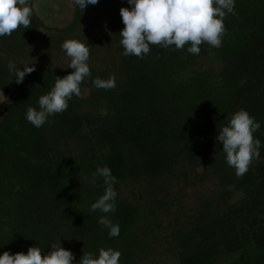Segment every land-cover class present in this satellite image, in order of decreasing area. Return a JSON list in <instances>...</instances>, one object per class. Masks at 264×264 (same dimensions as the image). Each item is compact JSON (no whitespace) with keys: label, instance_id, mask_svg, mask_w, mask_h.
Instances as JSON below:
<instances>
[{"label":"trees","instance_id":"1","mask_svg":"<svg viewBox=\"0 0 264 264\" xmlns=\"http://www.w3.org/2000/svg\"><path fill=\"white\" fill-rule=\"evenodd\" d=\"M32 2L29 0V4ZM113 2L119 0H99L100 4ZM119 4L130 6L124 1ZM90 7L82 10L77 5L75 22L61 32H72ZM234 12L224 18L222 46L212 48L211 53L207 43L200 46L199 55L187 52L190 44L180 50L175 45H150L143 59L123 56L124 68L119 76L110 69L99 73L90 67L91 76L80 85L81 91L85 85L94 88L90 96L73 95L68 109L50 115L40 128L27 121L28 107L39 110V97L51 91L56 76L74 70L35 68L23 83L15 82L8 67L13 55L30 42L47 38L44 31H39L44 24L34 10L30 28L21 26L11 36L0 37V52L8 57L5 60L0 56V90L10 99L0 111V203L9 218L13 255L23 248L27 253L29 243L39 244L41 240L52 250L51 241L45 237L46 231L54 230L52 225L47 227L57 217L55 209L69 228L73 264H79L84 252L98 257L102 247L119 250V264H135V229L144 214L138 204L121 197L120 184L142 176L160 181L181 161L193 167L204 157L201 144L212 143L220 128L240 109L260 123L253 135L261 141L259 151L264 157V0H235ZM206 54L222 59L224 64L218 70H195L198 59ZM19 65L15 64L21 69ZM110 74H115V88L94 86L97 77L106 80ZM89 104H103L107 110L95 119L86 110ZM69 137L87 140L91 146L83 155L72 156L60 142ZM216 145L214 155L220 157L213 156L210 164L216 165L225 187L221 199L225 202L230 196L229 184L245 189L248 196L238 204L225 205L220 213L207 208L193 233L181 236L182 251L176 264H216L229 251H238L239 255L227 264H264V161L257 165V177L247 172L237 178L227 164L223 146ZM105 165L117 178L114 188L118 193L115 212L107 214L91 211L106 187L101 176H96L93 185V176L97 167ZM82 171L91 177L90 183L84 180ZM160 204L155 199L149 207ZM105 215L120 225L119 236L110 237L109 230L99 223ZM5 236V232L0 235V243Z\"/></svg>","mask_w":264,"mask_h":264},{"label":"rangeland","instance_id":"2","mask_svg":"<svg viewBox=\"0 0 264 264\" xmlns=\"http://www.w3.org/2000/svg\"><path fill=\"white\" fill-rule=\"evenodd\" d=\"M32 1L29 5L44 24L39 31H44L46 33L44 36L47 38L44 41L38 39L36 42H30L27 48L13 55V62L20 64L19 68L23 69L24 65H28L34 66V68L71 69L68 68L71 58L63 50L62 44L67 39H77L90 46L89 67H93L99 73L110 69L111 73L115 71L117 76L120 75V69L124 68L121 65L124 49L120 43L119 34L125 25L120 15L123 5H120L119 2L124 1L128 4L127 0H119V2L108 5L99 2V4L92 5L87 8L83 18L75 24L74 30L66 33L61 32V29L69 27L76 19L77 5L74 0ZM57 5L60 8L59 12L54 11V7ZM126 7L131 9L132 5H126ZM0 56L5 60L8 59L4 51L0 52ZM223 64L222 59H215L211 54H206L198 59L194 69L218 70ZM93 89L90 86H83L82 97L88 98ZM9 100V97L0 90V111L4 109ZM86 110L96 119L107 110V107L103 104L99 107H92L89 104ZM99 122L96 121V123ZM87 134L91 136V133ZM217 136L211 139L212 143L204 141L201 144L204 157L200 158V161L193 167L186 161H181L179 165L175 166L174 171L161 177L160 181H149L147 177L142 176L138 180L127 179L120 184L121 197L124 196L138 204L144 214V219L135 229L137 235V244L134 245L135 264H176L182 251L181 236L193 233L196 224L202 223L203 216L206 215L203 212L207 208L211 210V213H220L225 209V205L238 204L240 200L248 196V191L245 189L238 190L234 184H229L230 196L225 202L221 199V193L225 187L215 170L216 165L211 166L210 164L214 157H220L214 155L215 147L218 145L216 143L223 146L222 142L217 141ZM60 142L64 151L72 156L83 155L86 148L91 146L87 144V140L75 137L60 140ZM92 145L96 146L95 142ZM263 161L264 157L261 155L258 159H254L248 172L257 177V165ZM231 169L235 172L234 168L231 167ZM82 174L84 180L90 183L91 177L83 171ZM261 198L264 200V195ZM155 199H159L161 204L152 209L149 204ZM53 210L57 217L51 219V216H45L51 219L53 224L49 223L48 227L46 225L44 228H50L52 225L54 230L50 233L46 231L48 234L45 239L51 241V246L52 243L60 241L62 247L71 251L72 242H70L69 228L64 220L58 217L60 213ZM4 211L5 208L0 203V235L3 236L4 232L6 234L3 244L0 243V255H3L5 251L12 254L15 245L8 230L9 218ZM41 217H44V214ZM261 217L264 224V210ZM41 241L39 244L29 243L28 249L33 246L40 247L42 253L46 255L50 252L49 246L42 244ZM238 255V251L224 253L217 259L216 264H227Z\"/></svg>","mask_w":264,"mask_h":264},{"label":"clouds","instance_id":"3","mask_svg":"<svg viewBox=\"0 0 264 264\" xmlns=\"http://www.w3.org/2000/svg\"><path fill=\"white\" fill-rule=\"evenodd\" d=\"M98 2L99 0H74L82 10ZM128 3L132 5L131 9H120L125 25L119 34L120 43L125 57L136 56L141 59L149 54L150 45L162 48L175 45V49L180 50L190 44L187 52L199 55L200 46L207 43L211 53L212 48L218 49L222 46L226 31L225 16L228 13L235 14V0H128ZM54 11H60L58 5L54 7ZM32 15L33 8L29 5V0H0V37L11 36L21 26L30 28ZM62 48L71 58L68 68L74 71L63 77L56 76L51 91L39 97V110L28 107L26 119L34 127L40 128L50 115L66 111L69 107L68 101L73 95L81 97L80 85L86 77L91 76L88 64L89 44L77 39H67ZM8 67L14 73L17 84L23 83L26 74L35 71L34 66L28 65H24L23 70L18 69L13 61L9 62ZM93 83L98 89H113L116 87V77L115 74H110L106 80L97 77ZM260 126L248 111L240 109L219 130L216 139L222 142L227 164L235 169L237 178H242L253 160L260 157L261 141L253 135ZM96 176L103 177L106 187L104 194L91 205V211L113 213L118 195L114 188L117 178L106 165L97 167L93 185ZM99 223L109 230L110 237L119 236L120 225L113 224L106 215L100 217ZM120 257L119 250L102 247L98 257L92 252H84L79 264H119ZM74 260L73 252L62 247L60 241L52 243V250L46 255L36 246L30 247L26 254L17 252L13 255L5 251L0 255V264H73Z\"/></svg>","mask_w":264,"mask_h":264}]
</instances>
